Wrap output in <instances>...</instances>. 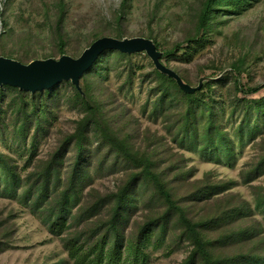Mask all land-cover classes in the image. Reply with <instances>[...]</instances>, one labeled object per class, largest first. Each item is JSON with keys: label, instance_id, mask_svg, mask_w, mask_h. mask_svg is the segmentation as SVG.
<instances>
[{"label": "rangeland", "instance_id": "1", "mask_svg": "<svg viewBox=\"0 0 264 264\" xmlns=\"http://www.w3.org/2000/svg\"><path fill=\"white\" fill-rule=\"evenodd\" d=\"M204 2L0 0V57L77 59L103 37L143 38L193 89L158 71L145 51H105L79 90L70 81L35 93L1 86L0 264H87L93 249L114 242L120 264H183L192 245L144 177V159L212 260L264 264V0L216 8L198 32ZM238 61L240 76L231 72ZM236 80L260 88L245 94ZM2 162L15 181L7 195ZM63 194L71 215L54 226L46 214Z\"/></svg>", "mask_w": 264, "mask_h": 264}, {"label": "trees", "instance_id": "2", "mask_svg": "<svg viewBox=\"0 0 264 264\" xmlns=\"http://www.w3.org/2000/svg\"><path fill=\"white\" fill-rule=\"evenodd\" d=\"M247 1L248 0H205V2L202 5L200 16L198 18V26H197L198 32L207 29V24L209 20L211 19V16L213 15V13L216 12V8L225 7L228 10H234V12H236L237 10L242 8L247 3ZM117 37L120 38L121 36H117ZM63 47H64V43L59 41L58 42V54L59 55L64 54ZM179 47L180 45H175V48H179ZM172 52H173L172 50H167V51H163V54L172 55ZM99 59H101V57H99ZM231 72L235 74L236 76H240V74L242 73L240 61L231 65ZM234 86H235L236 91L244 92L245 94L255 93L260 88V86L251 87V88L247 87L245 91L242 87H240V84L237 82V80L235 81ZM79 131L81 132V130ZM194 137H195V134H194ZM227 155H232V152H228ZM0 157L4 159V157L1 154H0ZM3 164L5 166L6 174L8 176L7 180L9 181V176L13 174V168L7 165L6 163H3ZM142 164L144 166L142 169L143 174H145L144 177L150 178L152 183H154L157 189V192L164 199L163 201L166 204L168 211L178 216L180 222L183 224L185 228L186 236L192 245L193 251L187 257V259L183 262V264H193L194 259L196 257L200 258L202 264H217L210 257V253L207 250L208 243L203 239L200 231L197 230L198 226L190 222V220L185 216L184 209L181 206L177 205V203L172 199L170 192L164 187V184L158 180V176L151 171L152 167H151V164L147 161V159L142 160ZM10 182L12 184L11 186H10ZM14 183L15 181L13 183L12 181H9V183H6L7 188L5 187L4 195H7V193L9 192L10 193L14 192L13 190ZM122 200H123V197L121 195L115 196V201H113L114 203L112 207V216H111L112 219H111L110 227L113 224L112 222L114 221V219L118 216L117 214H119V208H120V204ZM70 207L71 206H69L67 195L63 194L62 198L58 201V203L54 207L49 209V212L46 214L48 218L47 220H49L51 225H54V226L55 225L58 226L59 224L64 223L67 219V216L69 217L71 215ZM33 208L38 211L40 208H43V206L39 204H35ZM42 211L45 213L44 210ZM88 214L86 216L93 217L92 212ZM112 227L114 231V226L112 225ZM111 230L112 229L109 228V230L107 231L108 233H106L105 236H108L109 232L112 233ZM104 237L101 240L102 244L106 242ZM112 238H114V236H112ZM119 254H120V249L114 242L112 245L107 246L106 249H101L98 251L93 249L92 250L93 260L91 262H88L87 264H120Z\"/></svg>", "mask_w": 264, "mask_h": 264}, {"label": "water", "instance_id": "3", "mask_svg": "<svg viewBox=\"0 0 264 264\" xmlns=\"http://www.w3.org/2000/svg\"><path fill=\"white\" fill-rule=\"evenodd\" d=\"M105 51L126 54L145 51L158 71L173 78L183 90L189 93L193 91L175 73L158 63L160 55L152 41L143 38L117 40L109 37H103L93 42L77 59L62 56L58 60H37L23 65L14 60L0 57V87L8 86L35 93L49 90L61 82L70 81L79 90L81 77L94 66Z\"/></svg>", "mask_w": 264, "mask_h": 264}]
</instances>
